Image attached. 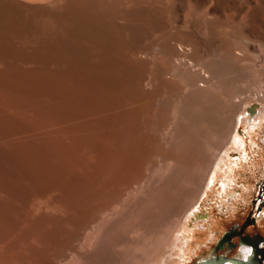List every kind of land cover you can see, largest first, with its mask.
I'll list each match as a JSON object with an SVG mask.
<instances>
[{
    "label": "bare ground",
    "instance_id": "bare-ground-1",
    "mask_svg": "<svg viewBox=\"0 0 264 264\" xmlns=\"http://www.w3.org/2000/svg\"><path fill=\"white\" fill-rule=\"evenodd\" d=\"M255 102L264 0H0V240L25 264H182Z\"/></svg>",
    "mask_w": 264,
    "mask_h": 264
},
{
    "label": "rangeland",
    "instance_id": "rangeland-1",
    "mask_svg": "<svg viewBox=\"0 0 264 264\" xmlns=\"http://www.w3.org/2000/svg\"><path fill=\"white\" fill-rule=\"evenodd\" d=\"M252 107V118L256 119L239 122L236 130L238 140L221 153L219 165L211 177V186L199 201L200 205L196 210L200 216L199 226L192 228L196 233L204 232L205 237L198 243H191L190 248L195 252L182 264L198 260L197 254L202 258L222 253L232 256L240 248V235L261 237L264 241V105L255 102L250 105ZM231 169H234V173ZM244 197L247 198L246 202L242 200ZM234 213L237 214L236 217H233ZM216 220L226 222L218 233L210 231ZM226 235L233 246L226 247ZM4 241L6 240H0V246H3L0 247V264H22L21 242L15 241L16 244L12 247L8 241L3 243ZM244 245L251 247L249 244ZM61 260L49 264H68L67 260L66 263ZM32 263L36 264V261H30L29 264Z\"/></svg>",
    "mask_w": 264,
    "mask_h": 264
},
{
    "label": "water",
    "instance_id": "water-1",
    "mask_svg": "<svg viewBox=\"0 0 264 264\" xmlns=\"http://www.w3.org/2000/svg\"><path fill=\"white\" fill-rule=\"evenodd\" d=\"M224 240L226 241V247L233 246V243H231L228 240V235L224 237ZM239 244H249L252 247V253L247 260H241L237 257V251L232 256H226L225 254H210L209 256L200 258L194 262H190L187 264H222L225 262V260H228L232 264H264V248L262 245H264V241L261 237H254L248 235H240L239 236ZM260 246V247H259Z\"/></svg>",
    "mask_w": 264,
    "mask_h": 264
},
{
    "label": "flooded vegetation",
    "instance_id": "flooded-vegetation-1",
    "mask_svg": "<svg viewBox=\"0 0 264 264\" xmlns=\"http://www.w3.org/2000/svg\"><path fill=\"white\" fill-rule=\"evenodd\" d=\"M260 247V246H259Z\"/></svg>",
    "mask_w": 264,
    "mask_h": 264
}]
</instances>
